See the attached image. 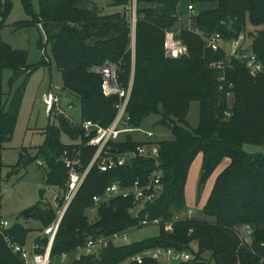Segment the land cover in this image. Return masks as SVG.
<instances>
[{"label": "trees", "instance_id": "obj_1", "mask_svg": "<svg viewBox=\"0 0 264 264\" xmlns=\"http://www.w3.org/2000/svg\"><path fill=\"white\" fill-rule=\"evenodd\" d=\"M106 1L109 9H125L130 3V0ZM22 2L29 12L28 0ZM184 2L188 4L187 11L188 6L196 10L191 16V28L176 31L187 54L170 59L164 54V34L167 30L175 31L178 6ZM2 6L0 30L11 1L6 0ZM160 7L164 8L162 16L158 14ZM32 23L44 30L51 56L61 74V90L70 98V106L74 101L78 103L81 122L91 121L107 127L115 119L119 99L103 95L102 76L94 71L115 64L119 85L127 88L132 81L126 109L129 125L139 128L145 120L157 116L159 120L153 127L159 126L171 133L172 139L157 142L162 180L157 198L147 209L151 217L169 223L187 211L185 187L198 155L202 156L196 189L198 200L220 164L229 160L215 178L200 211L202 217L177 221L172 232L161 226L156 238L131 244L111 243L96 257L83 256L76 260L78 249L89 238L139 229L137 220L127 213L132 204L130 198H116L109 205L100 206L93 222L88 211L94 196L101 195L113 183L130 187L154 168V162L136 159L130 166L105 173L92 167L60 222L51 247L50 264H62L61 261L63 264H117L155 248L190 252L193 259L180 264H264V154L243 151L244 145H264V73L251 77L242 64L231 60L225 73L226 80L233 84L232 97L228 98L225 91L219 90L220 71L210 66L223 61L224 52L207 49L203 40L214 34L230 40L244 32L247 25L251 26L256 30L246 36L250 39L251 51L264 65V0H136L134 60L124 10L107 14L96 0H38V12ZM41 65H28L25 51L14 50L0 41V73L12 72L9 87ZM25 84L24 81L16 90L7 108L0 88V150L12 138ZM193 102L199 106L196 128H191L187 121ZM44 135L45 141L37 148L33 161L44 162L48 186L63 190L68 179L67 169L57 160L64 152L71 154L76 150L84 171L95 149L86 146L87 139L79 124L64 114L50 115ZM62 136L71 143H62ZM142 143L126 134L110 146L122 152ZM20 216L24 221H38L44 230L54 222L56 213L51 208L34 207ZM245 226L252 231L248 242L241 239ZM29 232L22 226H12L7 234L14 243L25 246ZM47 241L36 240L42 246L39 252ZM205 253L210 260L202 257ZM62 255H66L65 260ZM0 264H24L1 236ZM142 264L160 263L146 259Z\"/></svg>", "mask_w": 264, "mask_h": 264}, {"label": "built area", "instance_id": "obj_2", "mask_svg": "<svg viewBox=\"0 0 264 264\" xmlns=\"http://www.w3.org/2000/svg\"><path fill=\"white\" fill-rule=\"evenodd\" d=\"M189 12L193 11L192 6H188ZM126 17L129 19V24L132 29V37L134 40V31L136 24V0H130V3L124 9ZM205 47L214 52L223 51L225 59L212 63L210 66L213 69L220 71L219 76V90L225 91L228 98L232 97L233 84L226 80V68L230 67L231 60L242 64L248 71L251 77H256L264 73V65L257 59L256 55L251 51L250 42L244 32L238 33L230 40H224L220 34H214L207 38H203ZM163 49L165 57L170 59H178L187 54V48L177 38V32L174 30H167L164 34ZM95 72L102 76V93L105 97L117 96L119 102L116 104L117 111L113 122L107 126L102 127L91 121H84L78 123L84 132V138L87 139L86 146L94 148L95 153L87 168L82 171L80 163L79 152L73 150L71 154L64 152L63 156L57 160L61 162L67 169L68 179L65 188L60 190L59 194L54 198L52 209L56 213L54 222L44 230V235L47 237V244L42 248V252L38 251L41 247L34 244L29 250L25 246H20L14 243L8 236L7 232L12 227L6 220L0 216V236L3 238L6 246L24 262V264H50L51 263V247L55 235L58 231L60 222L68 209L69 205L75 198L77 192L82 186L87 174L92 167L102 172H108L119 167L130 166V163L136 159L149 160L154 162V168L150 170L143 178L136 179L128 188H123L119 183H113L108 186L105 191L98 196L93 197V206L89 210V217L97 213V209L102 205H109V203L116 199H131L132 204L127 209L128 215L137 220L136 227L145 226H164L167 232H172L173 224L183 219L192 218L193 211L187 210L173 218L169 223H162L159 218H153L147 211L157 198L161 186L162 173L160 170V147L157 142L151 140L153 134L145 132V141L137 145L133 150H123L117 152L110 146L111 143H116L120 140L122 135L131 134L136 128L129 125V118L126 114V109L132 89V81L127 88H123L118 83V66L115 64H107L102 68L94 69ZM42 103L44 105L45 113L49 115L63 114L60 105V96L54 95L52 90H48L42 94ZM39 166H45L43 161L38 162ZM1 150H0V183H1ZM1 197V189H0ZM126 232L114 233L109 236H99L96 238H89L84 247L78 249L76 253V260L81 257H96L101 251L108 248L109 244H118L117 241H127ZM251 228L245 226L243 228L241 239L248 242L251 238ZM66 259V255H62V260ZM146 259L157 262L180 261L189 262L193 259L190 252L184 250H173L164 248H155L144 251L133 256L130 259L119 262L117 264H142Z\"/></svg>", "mask_w": 264, "mask_h": 264}, {"label": "rangeland", "instance_id": "obj_3", "mask_svg": "<svg viewBox=\"0 0 264 264\" xmlns=\"http://www.w3.org/2000/svg\"><path fill=\"white\" fill-rule=\"evenodd\" d=\"M11 6L6 17L3 18V27L0 30V41L8 45L14 50L25 51L27 53V64L36 66L42 63L31 75L26 74L14 82L9 87V80L12 72L3 70L0 73V88L2 90V101L8 107L9 101L18 88L25 81V89L22 95L16 125L10 141L5 142L1 146V164H2V182H1V216L11 226L20 224L23 228L28 229V241L26 242L27 250L30 249L31 241L39 235L38 240L47 239L44 236L43 226L38 221L28 220L24 221L21 214L34 207H46L52 209L54 198L59 190L56 187H51L46 184L45 166H39L38 162L41 159H33L37 155V148L41 147L45 141L44 129L49 123V117L44 110L42 103V94L48 90H52L54 95L60 96V105L63 114L73 123L78 124L82 121L79 105L77 102L71 103L70 98L61 90L62 79L55 62L51 56L50 44L46 42V36L41 26L33 24V19L38 12V0H28L29 12H26L22 0H10ZM6 0H0V14L3 12V4ZM104 12L107 14L114 12H123L122 8H107L108 1L100 0ZM188 5V4H187ZM186 3L178 6V21L175 25V31L181 29H190L192 26L191 16L195 13V8L192 12L187 11ZM128 23L129 19L127 18ZM26 23V26L20 27L18 24ZM130 27V39L132 49V60H134V45L132 37V29ZM256 30L251 26L245 28L244 33L248 34ZM248 42H250V39ZM159 120L157 116H151L145 120L139 128L129 136L136 142L145 141L146 132H151L154 142H161L163 140L172 139L171 133L159 126L153 127ZM52 121V120H51ZM187 121L191 128H196L199 121V106L197 102L190 105ZM122 137V136H121ZM62 143L70 144V140L66 136H62ZM243 151L248 154H264L263 146L244 145ZM32 159L31 162L28 160ZM26 163H23L24 160ZM223 167V163L218 167ZM200 169L197 163L189 173L188 183L186 186V200L185 206L187 210L193 211L192 217L200 218L201 209L205 203L207 195V186L197 199V182L199 178ZM4 190L7 192L5 193ZM44 191L43 199L40 200L39 194ZM89 213V211H88ZM96 218L92 214L90 221L93 222ZM160 228L156 226H145L139 229H134L126 232L127 241H117L118 244H131L142 242L148 239L158 237ZM42 235V237H41ZM44 243V242H43ZM39 244V242H35ZM42 247V246H41ZM193 250L196 251L193 245ZM205 260H210L209 254L202 255ZM60 263L63 264L61 261ZM180 261L160 262V264H180ZM210 264H214L210 262Z\"/></svg>", "mask_w": 264, "mask_h": 264}, {"label": "crops", "instance_id": "obj_4", "mask_svg": "<svg viewBox=\"0 0 264 264\" xmlns=\"http://www.w3.org/2000/svg\"><path fill=\"white\" fill-rule=\"evenodd\" d=\"M180 21H182V19L181 18H179V22ZM133 45H134V40H133ZM194 163H197V165H198V168L200 169V167H201V163H202V156L201 155H198L197 157H196V159H195V161L193 162V164H192V166H191V168H190V170H189V173H190V171L192 170V168L194 167ZM228 163H229V160H225L224 162H223V167H221V168H219V169H217V171L215 172V174L208 180V182L206 183V186L208 187L207 188V195H206V198H205V203H206V201H207V199H208V197H209V194H210V192H211V189H212V186H213V184H214V181H215V178H216V176L219 174V172L224 168V167H226L227 165H228ZM189 173H188V178H189ZM188 178H187V183H188ZM1 182H2V169H1ZM187 183H186V186H187ZM206 186H205V188H206ZM0 189H1V183H0ZM59 190V192H60V189H58ZM4 192L6 193L7 191L6 190H4ZM59 192H58V194H59ZM45 194V193H44ZM57 194V195H58ZM56 195V196H57ZM44 196V195H43ZM185 200H186V187H185ZM204 203V204H205ZM204 204H203V206H204ZM43 208V210H45V207H42ZM0 216H1V201H0ZM2 217V216H1ZM3 218V217H2ZM13 226H21L20 224H14ZM46 229V228H45ZM44 229V230H45ZM44 230L42 231V234H43V232H44ZM45 236V235H44ZM43 236V237H44ZM38 237H39V235L38 236H36L35 238H33V240L31 241L32 243H31V245H30V248L35 244V242H36V240L38 239ZM41 237H42V235H41ZM42 237V238H43ZM28 238V237H27ZM26 238V242L28 241V239ZM26 243H25V248L27 249V247H26Z\"/></svg>", "mask_w": 264, "mask_h": 264}, {"label": "water", "instance_id": "obj_5", "mask_svg": "<svg viewBox=\"0 0 264 264\" xmlns=\"http://www.w3.org/2000/svg\"><path fill=\"white\" fill-rule=\"evenodd\" d=\"M96 1H100V0H96ZM163 12H164V8L163 7H160L159 8V11H158V14L160 15V16H162L163 15ZM231 29V26H229V30ZM27 162V160L25 159L24 161H23V163H26ZM43 195H44V191H41L40 192V194H39V198H40V200H42L43 199Z\"/></svg>", "mask_w": 264, "mask_h": 264}]
</instances>
